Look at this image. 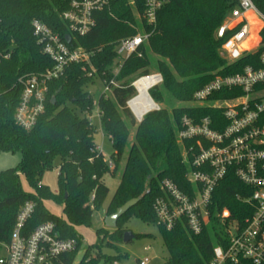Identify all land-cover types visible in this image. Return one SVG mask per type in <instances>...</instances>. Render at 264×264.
<instances>
[{"label": "trees", "instance_id": "16d2710c", "mask_svg": "<svg viewBox=\"0 0 264 264\" xmlns=\"http://www.w3.org/2000/svg\"><path fill=\"white\" fill-rule=\"evenodd\" d=\"M164 1L156 27L146 26L151 32L148 43L139 53L132 54L115 75L117 42L138 33L139 22L130 0H109L102 10L94 13L95 26L85 36L74 35L62 18L71 0H0V49L12 54L10 59L0 63V153L22 156L18 166L0 171V244L10 241L21 206L32 200L36 209L27 222V232L53 221L61 237L77 240L76 249L64 254L58 264H74L82 237L74 225L50 214L44 200L53 198L58 203L63 202L73 224L90 225L93 210L103 208L109 193L105 175L117 174L126 151L120 183L106 208V215L116 212L132 198L145 196L119 219L117 229L98 230L102 240L110 236L122 242L125 224L133 216L157 225L153 204L162 194L161 182L165 178L173 180L183 191H191L185 177L187 165L183 162V147L177 137L181 119L185 115L196 121L203 116L221 118L222 110L207 104L192 107L186 104L193 103L195 92L209 83L215 73L234 74L248 64L258 66L257 60L264 51V29L260 50L229 64L222 55L223 40L217 38L216 31L236 7V0ZM253 2L264 13V0ZM137 7L143 13L142 4L137 2ZM34 19L42 20L65 41L70 36L69 46H82L93 52L91 61L96 72L91 75L83 64L66 67L61 76L49 82L45 111L36 125L25 130L14 118L21 94L18 79L43 73L54 66L33 34ZM150 53L156 58H150ZM152 69L163 75L164 82L152 88L150 95L165 107L148 112L138 122L128 107V101L136 93L131 76L147 75ZM97 78L102 81L115 78L120 83L112 94H102L97 101L100 128L114 148L110 158L113 169L96 144L97 127L88 118L95 108L89 87ZM225 95L216 94L211 100ZM132 129L134 137L129 143ZM56 160H59V189L52 192L42 183V178L55 167ZM22 177L31 192L25 191ZM250 195V188L230 173L213 193L210 222L201 234H192L184 222L172 230L159 226L169 251L164 264H210L213 248L227 238L219 214L227 208L230 220L243 223L254 212V207L246 202ZM102 245L101 241L88 246L79 264H108L113 256L104 254Z\"/></svg>", "mask_w": 264, "mask_h": 264}, {"label": "built area", "instance_id": "2783aa9c", "mask_svg": "<svg viewBox=\"0 0 264 264\" xmlns=\"http://www.w3.org/2000/svg\"><path fill=\"white\" fill-rule=\"evenodd\" d=\"M236 1V7L216 31L217 38L223 40L222 55L229 64L245 54L257 53L263 41L264 13L253 0ZM137 2L142 4L143 13L138 11ZM108 3L109 0H71L62 18L74 35L85 36L95 26L94 13ZM164 3V0H130L139 21V31L117 42L115 75L132 54L139 53L140 48L148 43L151 32L146 26L156 27L158 12ZM252 17L258 20V25L253 23ZM32 29L42 52L53 60L54 66L43 73L27 74L18 79L21 94L14 118L25 130L36 125L45 111L49 82L61 76L66 67L83 64L84 70L91 75L96 72L91 61L93 52L82 46H69L59 33L40 19L32 21ZM11 55L10 51L0 49V63L10 59ZM257 64H248L234 74L217 72L209 83L195 92L194 104L220 109L222 117L203 116L197 121L188 115L182 117L177 137L183 147V162L187 165L185 177L192 189L185 192L173 180L165 178L161 182L162 194L153 204L158 226L172 230L184 222L192 234L199 235L210 222L209 206L213 193L228 174L233 173L240 183L250 188L251 195L246 202L254 207V212L243 223L230 220L227 208L219 214L227 238L213 248L210 264H264V51ZM143 79L152 80L149 97L155 107L148 112L160 110L150 90L164 82L163 75L154 72L140 76L132 83L136 92V83ZM103 82L106 96L120 86L115 78ZM216 94L227 95L212 101ZM136 95L128 101V107L141 122L144 115L139 118L130 105ZM94 106L97 107V101ZM98 117L100 119L99 110ZM88 118L92 122V114ZM107 162L113 169V161ZM91 208H94L92 203ZM35 209L36 203L32 200L21 206L10 241L0 244V264H58L64 254L76 249L77 240L61 237L53 221L44 222L27 232V222ZM149 261L145 258L140 264Z\"/></svg>", "mask_w": 264, "mask_h": 264}, {"label": "rangeland", "instance_id": "374dc122", "mask_svg": "<svg viewBox=\"0 0 264 264\" xmlns=\"http://www.w3.org/2000/svg\"><path fill=\"white\" fill-rule=\"evenodd\" d=\"M133 7V5H132ZM135 14V13H134ZM136 17V15H135ZM228 15L224 19L226 21ZM137 19V17H136ZM138 20V19H137ZM139 22V21H138ZM139 31V30H138ZM150 58H156L151 53ZM159 72L155 69L151 70V73ZM138 74V73H137ZM131 76L134 81L139 78L138 75ZM136 77V79H135ZM89 91L93 96L94 101H98L101 95L105 91V84L100 79L97 78L96 82L89 87ZM137 93V92H136ZM186 104V103H185ZM161 108L165 107V104H158ZM177 105H179L177 103ZM188 106H195L194 103H187ZM92 123L97 127V132L95 134V140L98 147L101 149L106 161H110V158L114 152V148L109 137L102 132L100 129V119L98 117L97 107L94 108L92 112ZM134 129L131 130L129 143H132L134 137ZM127 156V151L119 165V170L116 176H112V173L105 175V182L109 188V193L107 199L103 205L102 209H95L92 212L90 225L86 224H73L72 219L69 217L68 213L65 211V204L58 203L53 198H48L44 200L45 206L56 218H61L68 224L74 225L77 233L82 237V245L77 254L74 264H79L88 246H93L99 242H103L102 251L104 254L113 256L108 264H140V261L145 258H149L148 264H164L169 258V251L164 243L160 227L153 223H148L137 216L131 217L125 224L126 230H130L133 234L140 235L135 237L133 240L125 243L124 241L119 242L113 240L110 236H107L102 240V236H99L98 230L106 228L103 223V216L106 208L115 193L121 179L122 169L125 165V159ZM22 156L20 153L12 152H2L0 153V171L6 170L8 168L16 167L21 162ZM42 183L48 187L52 192L58 191L59 189V160H56L55 167L44 173L42 178ZM22 184L27 192H31L32 189L28 185L26 179L22 177ZM112 230V229H111ZM113 244V245H110ZM150 249H146L147 247ZM100 264H104L101 262Z\"/></svg>", "mask_w": 264, "mask_h": 264}, {"label": "water", "instance_id": "95a60500", "mask_svg": "<svg viewBox=\"0 0 264 264\" xmlns=\"http://www.w3.org/2000/svg\"><path fill=\"white\" fill-rule=\"evenodd\" d=\"M66 39L68 42L71 41L70 36H67ZM53 102H55V98H53ZM144 196H145V194H142L136 198H132V199L128 200L126 203H124L122 206H120L116 210V212H114L110 215H107L104 218L105 227L107 229H112V230L117 229L119 219L123 215H125L133 206H135L137 203H139L144 198ZM134 238H135V235L130 230H126L124 232L123 241L125 243H128L129 241L133 240Z\"/></svg>", "mask_w": 264, "mask_h": 264}, {"label": "bare ground", "instance_id": "6f19581e", "mask_svg": "<svg viewBox=\"0 0 264 264\" xmlns=\"http://www.w3.org/2000/svg\"><path fill=\"white\" fill-rule=\"evenodd\" d=\"M151 83V79H143L136 83L137 95L136 98L130 102V105L139 118L155 107L154 102H152L149 97Z\"/></svg>", "mask_w": 264, "mask_h": 264}, {"label": "crops", "instance_id": "0c3cea01", "mask_svg": "<svg viewBox=\"0 0 264 264\" xmlns=\"http://www.w3.org/2000/svg\"><path fill=\"white\" fill-rule=\"evenodd\" d=\"M252 20H253V23H255L256 25H258L259 24V22H258V20H256L254 17H252ZM256 28V27H255ZM258 29V28H257ZM256 30V29H255ZM101 129V128H100ZM110 139V138H109ZM106 160V159H105ZM117 174H113L112 176H116ZM55 192H57V191H55ZM107 215H106V211H105V213H104V216H103V223H104V218L106 217ZM105 225V224H104ZM147 248H149L150 249V247L148 246ZM146 248V249H147Z\"/></svg>", "mask_w": 264, "mask_h": 264}]
</instances>
